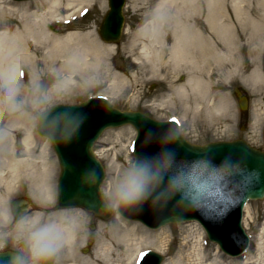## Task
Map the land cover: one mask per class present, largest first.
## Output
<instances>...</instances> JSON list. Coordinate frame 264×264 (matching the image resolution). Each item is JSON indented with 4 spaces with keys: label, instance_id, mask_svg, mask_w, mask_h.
<instances>
[{
    "label": "bare ground",
    "instance_id": "obj_1",
    "mask_svg": "<svg viewBox=\"0 0 264 264\" xmlns=\"http://www.w3.org/2000/svg\"><path fill=\"white\" fill-rule=\"evenodd\" d=\"M219 1L206 0L204 6L197 0H129L127 7L138 15L140 24L133 34L126 30L125 34L131 41L120 48L116 47V43L102 42L89 29L68 28L73 24V18L93 9L98 0H0V157L3 160L0 165V224L9 222L8 203L13 200L15 186L20 188L23 181L29 184V188L38 191H34L32 196L41 206L53 205L51 170L54 164L49 158V147L33 131V118L21 110L29 101V95L35 92L39 79L52 78L58 82L45 94V101L70 91L81 89L87 93L98 87L103 88V97H113L135 90L139 78L153 77L156 67L159 68V75L181 69L186 75L184 82L169 84L163 99L166 102L163 103H171L176 97L190 103L192 121L204 115L210 118L213 113L221 116L225 99L222 93L217 103L214 104L211 99L208 64L211 59L220 62L235 44L237 24L228 18L223 20V16L225 8L232 9L236 15L238 0H232L230 8L223 0V13ZM258 1L260 5L264 2ZM201 9H206V17ZM216 14L221 15L217 24L213 22ZM205 23L211 33H214L216 24V42L206 36ZM55 24L61 28L57 32H49V27ZM117 54L128 65H135L137 71L133 75L129 76L124 71L126 68L112 63ZM184 65L186 67L183 68ZM247 78L261 81L256 70L250 71ZM263 115L264 111L262 114L256 112L252 120L257 123ZM123 131L114 134L117 140L124 135ZM115 170L119 173V167ZM121 173L124 172L120 168ZM128 180L126 175L124 182ZM118 182L117 179L108 180L103 187L104 197L111 202L115 199L113 195L120 191L116 187ZM14 203L19 205L11 208L16 219L31 213L29 203L23 206L18 200ZM248 204L244 207V218H250ZM81 213L77 208L53 211L47 216L42 210L33 212L18 222L13 231H8V236L3 234L0 239L7 236L6 239L12 241L8 239L10 237L14 244L16 242L20 246L22 237H26L29 230V222L39 218L69 226L68 242L60 255L63 259L58 256L56 264H135L144 249L151 248L160 254L165 251L166 230L152 233L137 223H128L116 217L114 227L108 230L109 234L103 230L99 242L97 240L91 248L90 256H81L77 250L86 238ZM181 233L184 235L180 252L163 264H205L206 256L199 238L187 248L185 241H193L194 238L190 232ZM255 242L256 255L247 250L229 264H240L236 259H242V264H264V236L259 234ZM215 258L218 260L220 257L215 255Z\"/></svg>",
    "mask_w": 264,
    "mask_h": 264
},
{
    "label": "water",
    "instance_id": "obj_2",
    "mask_svg": "<svg viewBox=\"0 0 264 264\" xmlns=\"http://www.w3.org/2000/svg\"><path fill=\"white\" fill-rule=\"evenodd\" d=\"M123 2L109 0L110 12L99 31L106 41L116 42L120 37ZM124 125L137 132L133 175L141 174L144 193L133 204L120 202L117 213L153 229L196 221L222 252L241 255L248 246L241 227L243 207L249 200L264 197V153L242 142L191 146L175 125L157 123L140 113L120 112L103 99L56 106L37 120L38 134L50 141L60 165L57 208L78 207L102 220L110 218L111 210L99 189L104 171L92 146L105 129ZM18 201L22 206L29 203ZM17 207L12 205V209ZM161 261L160 256L148 253L142 264ZM19 262L14 253L0 254V264Z\"/></svg>",
    "mask_w": 264,
    "mask_h": 264
},
{
    "label": "rangeland",
    "instance_id": "obj_3",
    "mask_svg": "<svg viewBox=\"0 0 264 264\" xmlns=\"http://www.w3.org/2000/svg\"><path fill=\"white\" fill-rule=\"evenodd\" d=\"M205 1L206 0H197V2L200 5L203 4L204 6H205V3H204ZM225 1L227 2L228 7L230 8L232 0H224V2ZM253 1L259 3L258 0H253ZM221 2L223 3V0L219 1L220 7L222 4ZM128 3H129V0H125V6L123 8L124 29L122 31L120 41L116 45V47H120V48L131 41V38H129V36L125 34L126 30L128 33L133 34L136 27L140 24L138 15L133 14L131 9L127 7ZM257 9H258L257 10V13H258L259 8ZM201 10L203 11L202 15L206 17V9H201ZM107 11H108L107 0H98V3L93 9H91L85 16H83L79 20H76L75 22H73V24L68 28L76 27L79 30L89 29L93 31L97 35V37L101 40V38L98 35V27ZM254 13H256V11H254ZM220 18H221V15L216 14L213 22L217 24L220 21ZM227 18H231V16L229 15V17ZM216 24L214 25V29H215L214 33L210 32L208 24L205 23L203 26L206 36L209 37V39H211L213 42L217 41L218 31L216 30L217 29ZM59 28H61V26L55 24L54 26H50L48 30L49 32H57ZM262 31H264V26H263ZM219 49L222 50L221 47H219ZM112 63L122 68H126V70L124 69L123 70L126 71V74H129V76L133 75L137 71L134 64L131 63L132 65H128V63L119 54H117V56L114 58ZM231 66H235V65L229 64L226 60L224 61V58L220 60V62H216L213 59H211V62H209L208 64V76H209L208 81L210 82L211 95H212L211 99L214 104L217 103L218 100L221 99V88L223 84V79L225 78V75H226L225 71L227 70V74L230 73L232 71ZM158 69H159L158 67L154 68L155 73L153 77H151L150 75H147L143 79L139 78L140 82L135 90H132L131 92H128L125 94L113 96V97L106 95L104 96L105 99L111 105H113L114 108L120 111L140 112V113L148 115L152 119L159 121V122H165L169 120L170 118L175 117L177 120L180 121L179 130L181 134L189 143L193 145L202 146L208 143H213V142L215 143V142L223 141L224 137L222 136V133H221L222 120L219 116H215V114L213 113L210 116V118L209 116L205 117L204 115L197 121L195 120L192 121L193 118L190 113V109L192 107L190 103H187L184 100H180L178 97L173 98L171 103H168V102L163 103L165 101L163 99L166 96L168 85L169 84H182L184 82L183 80H185L186 78V75L181 69L165 71L164 74L159 75ZM237 78L239 81H241L242 84L246 86L251 85L253 86V88H255V90L263 89V87L260 86L261 83L248 79V78L245 79V76L243 78L237 76ZM21 83L23 82L21 81ZM27 83H28V80L25 79V84ZM57 83L58 82L53 80L52 78H50L49 80L39 79L36 84L37 86L35 90L36 93L33 91L28 97L29 101H26L25 103L26 106H23L21 108V110H23L24 113H26L28 116L33 118L32 126H33V131L35 132V134H36V120H37V117L40 115V113L56 105H76V104L82 103L83 101L87 100L88 98L92 96L103 97L104 95L102 94L103 88L98 87L96 89L90 90L87 93H84L81 89L76 90V91H70L67 93H63L62 95L55 96L50 100L47 99V101H45L44 100L45 94L49 91V89L53 85ZM73 87H75V85H73ZM136 92L138 96L140 95L138 98H137V95H134ZM217 93L219 95H217ZM255 99L257 101L254 102V108L262 109L264 102L262 101L261 97H258ZM1 103L2 102H0V107L2 105ZM252 129L255 132V128H252ZM121 130H124L123 132L125 133L121 137V139L117 140L114 134L120 132ZM110 135L111 137L108 139V141H106V139ZM36 136L38 139H41L37 134ZM134 139H135L134 130L129 126H126V127H121L115 130L105 131L93 147V150L95 154L97 155V158L103 164V167L105 169V176H106L105 182H107L108 180L117 179L119 182L118 184H116V187L120 190L122 186L126 183L124 182V180L126 179V175L128 176L129 179L133 177L132 176L133 156L129 150V146L131 145ZM47 145L49 147V158L54 164L51 170L52 177H53L51 186H52V191H53V195L55 198L56 184H57V179L59 175V167L57 164L55 154L48 141H47ZM125 150H127L126 154H125ZM126 155L128 157H126ZM110 159H112V162L110 161ZM116 167L117 168L119 167V173H117V170H115ZM120 168L124 172L121 174H125V175H122L123 177H121ZM105 182L101 186L102 194H103V187L105 186ZM28 186L29 184L23 181L21 183V187L18 188V190L16 191V194L13 195V197L14 196L24 197L26 199L31 200L32 202L31 213L26 215L25 218L28 217L33 212H38L43 208L38 203L36 197L32 196L33 193L35 192L38 193V191L35 188H33L32 190V187L29 188ZM118 193L119 192L113 195L115 198L113 202L106 199L103 195L105 201L107 202L109 207L113 210L112 217L108 221L103 222L100 219L94 217L92 214H89V213H86L80 210L82 212L81 214H82V219H83L82 220L83 221V232L86 238L81 242L77 250L79 255L90 256L92 247H90V250L88 252L82 253V251L86 249L87 247L86 246L87 241L93 240V246H95L97 240L99 242L100 235L103 232V230L105 232H108V230L114 227V223H115L114 220L116 217L124 221V219H122L119 215L116 214V207L118 205V202L120 201ZM53 204H55V202ZM248 205H249L248 212H249L250 218L249 216L244 218V214H243L242 226H243V229L245 230V234L248 236L249 241H250L248 251L250 252V254H253L254 256L256 255L255 238L259 234L264 236V199L262 201L250 202ZM51 207H54V205L44 207L43 209L49 210L51 209ZM49 214L50 213L47 211V215ZM47 215L45 214V216ZM127 222L131 223V221H127ZM134 223L139 224L141 228L148 230L149 232H152V233L159 232L160 230H166L167 239H166V244L164 248L165 251H163L160 254L156 251H153L154 249H151V248H147L144 250V251L151 250L153 252H156L162 255L164 258V262L168 261L169 258H173L174 256H176L178 252H180L181 239L184 235L181 233V231L190 232L192 237L194 238L193 241L192 240L189 241L190 239L185 241L187 248L192 242H194L195 240L199 238L200 245L206 256L205 264H215V263L216 264H229L230 262L235 260V258H231V257L224 255L222 252L219 251L217 246H215L213 243H210L206 239L203 230L201 229L199 224H197L196 222L195 223L188 222V223L180 224V225H169V226L159 228L156 230H150L138 222H134ZM91 226L94 227L93 229L94 231H90ZM11 231H13V229L9 230V232ZM3 234L7 236L9 235L8 231H5V232L1 231L0 237ZM20 234L21 232L19 231V234H18L19 237H20ZM6 237L3 239H0V244H4L5 242H8L10 243L11 249L17 250L21 248L22 250H24V252H20L24 255L23 264H34L32 257L28 254V251L26 249L27 246L25 242V237H22L23 241L20 246H18L16 242L14 244V241L12 238L9 237L8 239L12 241H8ZM167 250L168 252L166 253ZM61 252L62 251L58 253V256L60 255L62 256ZM215 255L219 256L220 258L216 260ZM61 256L59 258L63 259V257ZM236 260L240 261V264H242V259H236Z\"/></svg>",
    "mask_w": 264,
    "mask_h": 264
},
{
    "label": "flooded vegetation",
    "instance_id": "obj_4",
    "mask_svg": "<svg viewBox=\"0 0 264 264\" xmlns=\"http://www.w3.org/2000/svg\"><path fill=\"white\" fill-rule=\"evenodd\" d=\"M237 4L240 8L239 16H233L232 20L235 23H240L243 28H240V33L235 37V44L225 58L229 64H234L235 66H231V76L228 77L226 75L225 83L221 90L226 104L227 102L229 104V106L227 105V116L222 129L229 131L232 140H244L264 150V121L259 122L256 133L251 131L254 116V109L251 108V105L254 100L252 99L254 92L248 95L241 91L242 95L248 100V108L245 110L239 108L233 95V92L241 87V82L236 79L237 74L246 76L252 69L257 71L264 86V31H262L264 26V3L262 2L260 5V2L257 3L253 0H239ZM257 8L259 10L263 8L261 9L263 17L259 16L260 12L257 13ZM225 13H227V8H225ZM236 70H239V73ZM261 91L264 93V89ZM2 161L0 157V165ZM15 189L13 192L17 191V186H15ZM10 219L14 224L16 223L13 218L10 217ZM5 246H10V243H5Z\"/></svg>",
    "mask_w": 264,
    "mask_h": 264
},
{
    "label": "clouds",
    "instance_id": "obj_5",
    "mask_svg": "<svg viewBox=\"0 0 264 264\" xmlns=\"http://www.w3.org/2000/svg\"><path fill=\"white\" fill-rule=\"evenodd\" d=\"M140 173L133 175L118 193L119 199L125 205L137 202L144 193V181ZM69 226L56 220L36 218L29 222V230L25 237L28 250L34 264H47L67 244Z\"/></svg>",
    "mask_w": 264,
    "mask_h": 264
},
{
    "label": "snow or ice",
    "instance_id": "obj_6",
    "mask_svg": "<svg viewBox=\"0 0 264 264\" xmlns=\"http://www.w3.org/2000/svg\"><path fill=\"white\" fill-rule=\"evenodd\" d=\"M171 123H172L173 125L178 126V125L180 124V121L177 120L175 117H173L172 120H171ZM197 168H199L200 170H202V169H203V166H202V167H201V166H197ZM195 171H196V168H193V169H192V172L194 173ZM189 178H191V177H189Z\"/></svg>",
    "mask_w": 264,
    "mask_h": 264
}]
</instances>
